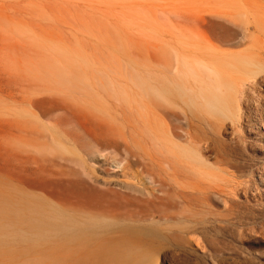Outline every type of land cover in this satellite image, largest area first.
<instances>
[{"label": "rangeland", "instance_id": "1", "mask_svg": "<svg viewBox=\"0 0 264 264\" xmlns=\"http://www.w3.org/2000/svg\"><path fill=\"white\" fill-rule=\"evenodd\" d=\"M263 71L264 0H0V264H264ZM88 184L154 215L148 256L16 237Z\"/></svg>", "mask_w": 264, "mask_h": 264}, {"label": "bare ground", "instance_id": "2", "mask_svg": "<svg viewBox=\"0 0 264 264\" xmlns=\"http://www.w3.org/2000/svg\"><path fill=\"white\" fill-rule=\"evenodd\" d=\"M257 73L258 71L255 74ZM257 79L264 82V73L258 75ZM94 146L95 150L99 151L98 145L94 144ZM82 152L92 160L96 151L93 149L84 151L82 149ZM81 167H83V164H81ZM83 172H86V169H83ZM90 179L95 182L93 178ZM150 182L154 184L151 188L157 187L159 189L164 185L163 182L153 180H150ZM76 191L78 198L82 199L80 203L76 201L77 199L57 198L49 194L48 196L52 198V202L54 200L55 204L47 203V205H44V201L40 200L42 206L33 205L32 211H30L31 219L28 220L31 229L18 233L16 237L30 240L34 245H43L46 247L44 254L57 252L66 256L94 255L109 258L138 259L151 253L152 250L143 248L140 243L137 242L139 245H135L130 244L129 241L153 239L159 235L157 226L142 224L146 220H153L154 215L139 214L140 212L133 213L127 209L123 211L118 209L108 210L105 206H103L105 209L97 210L95 206L100 205L101 202L98 199H101V196L108 189L100 190L88 184L87 190L80 191L76 189ZM110 191L116 194L119 201L125 205L131 202L150 203L165 198L163 195L147 190L144 186L138 187L131 183L121 184L119 190ZM34 202L37 201L34 200ZM115 202L120 204L117 200ZM84 204L90 205L94 209L74 208ZM111 204L113 205L114 202L112 201ZM162 218L166 220L168 216L163 215ZM22 219L23 216L19 219L20 223L21 221L24 222Z\"/></svg>", "mask_w": 264, "mask_h": 264}]
</instances>
